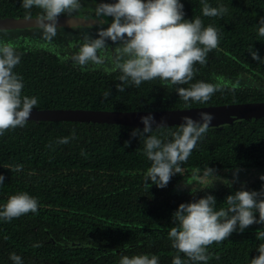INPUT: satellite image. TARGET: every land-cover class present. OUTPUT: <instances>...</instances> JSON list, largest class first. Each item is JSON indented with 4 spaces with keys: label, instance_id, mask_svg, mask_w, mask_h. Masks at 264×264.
<instances>
[{
    "label": "trees",
    "instance_id": "obj_1",
    "mask_svg": "<svg viewBox=\"0 0 264 264\" xmlns=\"http://www.w3.org/2000/svg\"><path fill=\"white\" fill-rule=\"evenodd\" d=\"M207 2L214 7L222 3L228 12L220 17L203 16L201 0H183L185 18L199 16L205 26L211 24L219 33L218 50L208 54L206 64L195 65L192 82H214V77L223 76L230 83L244 78L247 83L215 92L204 105H185L175 88L158 79L139 87L125 86L120 92L115 87L118 73L81 71L61 62L55 51L39 41L22 43L23 28L9 29L0 39L14 42L23 53L15 71L23 77L22 92L37 97L33 108L138 111L264 101V63L248 52L253 48L264 56V37L256 32L258 17L264 16V0ZM25 11L21 0H0V17H24ZM31 11L34 16L39 9ZM105 92L110 94L105 96ZM177 127L154 129L152 134ZM133 128L28 120L23 127L0 135V173L5 177L0 204L18 191L39 201L36 213L0 221V264H12V252L20 255L24 264H117L121 255L139 253L156 254L160 264H172L176 250L167 238L171 215L179 203L192 199L191 194H173L174 184L192 177L194 168L208 163L216 169L264 167V117L252 118L210 127L183 165V174L172 176L166 187L153 184L147 189L142 172L149 162L142 154V142L130 136ZM73 133L68 143H56ZM15 164L23 165L19 172L3 166ZM262 183L255 179L208 191L216 196L219 208L231 191L242 185L258 190ZM203 194L200 191L197 196ZM260 228L264 224L253 223L243 232L233 231L225 240L209 245L207 264H248L259 254L256 231Z\"/></svg>",
    "mask_w": 264,
    "mask_h": 264
},
{
    "label": "clouds",
    "instance_id": "obj_2",
    "mask_svg": "<svg viewBox=\"0 0 264 264\" xmlns=\"http://www.w3.org/2000/svg\"><path fill=\"white\" fill-rule=\"evenodd\" d=\"M201 3L203 16L220 17L228 12L222 3L215 7L207 0H201ZM92 5V14L88 18L96 21V35H91L92 24L86 27L73 24V28L80 29L79 42L57 50L55 38L63 29L58 26V18L61 15L78 18L84 7L83 0H21V6L26 10L24 18L34 19L33 30L41 42L56 52L61 62H71L81 71L91 68L101 69L106 74L118 73L119 83L115 87L120 92L126 90L125 86L139 87L142 82L158 79L162 85L175 88L185 105H204L215 92L238 87L239 81L230 83L223 76L214 77V82H192L197 71L195 65L206 64L208 54L218 50L219 33L213 25L205 26L199 16L185 18L183 0H92ZM33 8L39 9L34 16ZM7 31L0 24V34ZM256 32L259 37H264V16L258 17ZM248 52L254 60L264 63V56L257 50L250 48ZM22 55L14 42L0 39V135L6 130L23 127L38 103L36 96L22 92L24 80L15 71ZM186 84L189 86H180ZM109 94L104 93L105 96ZM139 119L143 128H133L130 136L138 137L139 144L142 142V154L149 162L142 172L143 185L149 189L153 184L159 188L166 187L172 176L185 172L183 165L208 132L213 114L200 111L198 118L184 115L174 131L158 134H152L153 130H159L166 124L157 122L151 112ZM74 135L60 137L56 143L66 144ZM3 166L12 172H19L23 167L21 164ZM238 173L239 169L234 168L233 180L238 179ZM192 177V180L184 179L185 185L195 182V186L189 189L192 199L178 204L171 215L172 226L167 231L171 247L176 250L172 264H207L209 245L225 240L233 231L243 232L253 223L264 224V183L258 190L242 185L227 194L224 206L217 208V198L208 189L216 181L231 188L232 181L222 177L209 163L194 168ZM259 179L264 182V173L259 174ZM4 181L5 177L0 173V185ZM200 191L204 194L197 196ZM38 207L39 201L35 196L18 191L0 204V221L36 213ZM256 239L260 241L256 246L259 254L248 264H264V228L257 229ZM181 253L187 259H182ZM9 259L12 264H24L22 257L15 252L9 254ZM117 264L160 262L156 254L139 253L121 255Z\"/></svg>",
    "mask_w": 264,
    "mask_h": 264
},
{
    "label": "water",
    "instance_id": "obj_3",
    "mask_svg": "<svg viewBox=\"0 0 264 264\" xmlns=\"http://www.w3.org/2000/svg\"><path fill=\"white\" fill-rule=\"evenodd\" d=\"M34 19L26 20L24 17L7 16L0 17V24L9 29H22L33 27ZM73 24L87 26L94 24L93 20L83 18H69L60 16L58 26L72 27ZM200 111H208L213 114L210 127H218L224 124H233L252 118L264 117V101L240 102L218 105H206L188 108H176L165 110H138V111H117V110H92V109H61V108H33L28 120L33 121H77L106 124H121L143 128L139 117L149 112L153 114L157 122L166 126H176L181 122L184 115L198 118Z\"/></svg>",
    "mask_w": 264,
    "mask_h": 264
},
{
    "label": "rangeland",
    "instance_id": "obj_4",
    "mask_svg": "<svg viewBox=\"0 0 264 264\" xmlns=\"http://www.w3.org/2000/svg\"><path fill=\"white\" fill-rule=\"evenodd\" d=\"M83 3H84V7L79 13L78 18H83V19L94 21L93 29L91 30V35L95 36L96 35V32H95L96 21L94 18H88L92 14L94 5H92V0H83ZM61 16H64V15H61ZM108 20H111V17H109ZM106 26L107 25H105V27ZM82 27H86V26H82ZM62 28L63 29L59 30L58 35L55 38V42H54V47L57 50L61 48H66L68 45L78 43L80 39V29L79 28H73V27H62ZM20 32L21 34L24 35V36H21L22 43L26 44L27 42L28 44L29 42L33 45L34 41H39L40 45H43L47 49L50 50V46L40 41V37L38 33L33 30V27L23 28L22 31ZM108 43L111 44L112 42L109 40ZM66 62L71 64V62H68V61ZM88 70H93V69L90 68ZM97 70H101V69H97ZM236 81H239V85H245L247 83V79L245 78L231 80V83L236 82ZM233 169L234 168H225V169H216V170L222 177H227L230 181H232L231 184L250 182L252 180L259 179V174L264 173V167L263 168H238L239 169L238 179L233 180L232 178ZM192 179L193 177H189L188 179H185V180H192ZM193 186H195V182H193V184L191 185H185L184 179H181L177 183H175L174 186L172 187V193L180 194V195H189L191 194L189 189ZM220 186H226V185L221 181H216L214 182L212 189H215Z\"/></svg>",
    "mask_w": 264,
    "mask_h": 264
}]
</instances>
